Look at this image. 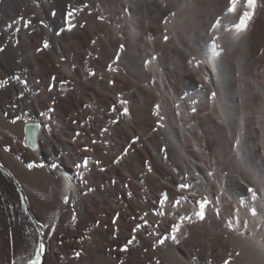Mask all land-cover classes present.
<instances>
[{
    "label": "bare ground",
    "instance_id": "obj_1",
    "mask_svg": "<svg viewBox=\"0 0 264 264\" xmlns=\"http://www.w3.org/2000/svg\"><path fill=\"white\" fill-rule=\"evenodd\" d=\"M19 1L3 0L0 9H12ZM68 4L75 12L71 31L69 18L59 21V16L49 19V28L0 25V43L13 38L21 64L44 87V102L37 105V117L30 118L33 123L11 129L6 143L21 164L40 168L56 196L62 194L56 217L86 203L80 190H87L88 180L76 178L79 184L74 183L71 174L80 165L72 155L91 169L95 180L110 184L112 177L129 182L135 159L146 158L150 173L176 174L179 183L183 177L194 185L186 194L208 198L219 215L207 214L202 222L219 232L223 244L229 241L238 250L236 264H264V69L259 71L264 67V0H255L254 9L244 0H85L78 13L73 1ZM245 12L251 18L242 29ZM43 39L52 45L48 50H42ZM12 59L11 48L1 53L0 71ZM13 84L0 87V115L8 112L7 99L16 100L9 96L17 90ZM44 105L52 112L42 115ZM125 108L128 115H122ZM55 122L68 135L62 146L53 133ZM14 134L24 150L14 147ZM53 164L65 170L62 185ZM116 189L111 186L109 193ZM14 192L25 216L20 201L29 193ZM187 204L193 222L198 205L191 199ZM120 205L115 199L112 207ZM236 220H247L248 227ZM36 232L26 244V255L12 248L2 264H30L33 243H39ZM172 264L190 263L172 254Z\"/></svg>",
    "mask_w": 264,
    "mask_h": 264
},
{
    "label": "rangeland",
    "instance_id": "obj_2",
    "mask_svg": "<svg viewBox=\"0 0 264 264\" xmlns=\"http://www.w3.org/2000/svg\"><path fill=\"white\" fill-rule=\"evenodd\" d=\"M69 1L20 0L21 8L16 5L12 9H0V25L22 30L31 25L43 27L40 21L47 24L53 16H59V21H66L69 18ZM71 1L76 5L78 13L85 0ZM59 28L58 25L56 31ZM15 45L13 38L0 43V47L6 52L11 48L13 54L10 65L0 71V87L7 82H12L13 87H17V90L9 93L10 97L16 95V100L7 99L8 112L0 115V163L4 167L0 169V264L12 248L16 251L19 247L20 252L23 251L26 255V244L28 240H32L36 231L39 243L44 244L41 264H172V254L190 264H224L225 260L230 261V264L237 263L238 250L229 241L223 244L219 232L205 226L196 217L195 222L186 220L182 226L181 231L187 234V239L177 234L178 242L168 239L163 245L158 243L160 238L171 234V226L179 222L178 217L190 216L187 199L195 201L199 197L196 194H186L185 191L181 193L176 187L179 184L176 174L168 176L161 170L150 173L147 166L149 159L146 158L142 161L135 159L136 166L129 182L122 177H117L118 180L112 177L110 184L98 178L95 180L91 169L84 166L83 161L77 160L75 154L72 155V159L77 161L75 163L80 165V170L71 174L74 183L79 184L76 178L88 180L87 190H80L86 203H77L76 206L81 209H72V214L66 211L56 217V205L58 199L62 200V194L56 196L55 190L45 182L40 168L30 162L21 164L15 154L10 152V144L6 143L11 129L16 132L22 129L23 124L27 126L33 123L30 118L37 117V105L44 102L41 100L44 87L35 82L32 72L21 64V55L16 51ZM263 69L264 67L259 71ZM52 109L44 105L41 109L42 115L52 112ZM19 112L22 113L21 116ZM53 133L61 146L69 141L59 123H53ZM11 137L16 144L14 147L24 150L20 137L17 139L15 134ZM145 139L147 145H150L152 141H149V136L145 135ZM92 163H96V160ZM52 171L62 185V180L65 179L61 178L66 177L65 170L58 168ZM148 177L150 180L146 182ZM113 185L117 189L111 195L109 189ZM15 189L18 193H29L26 200L20 201L21 204L24 202L21 207L25 216L15 198ZM181 195L186 199L180 201ZM115 199L121 201L119 208L112 207ZM161 201L164 203L161 204ZM161 212L164 214L161 215ZM38 232L44 235L40 236ZM133 237L135 240L127 245L125 251L126 241ZM35 243L33 259L39 245ZM77 253L80 255L77 256Z\"/></svg>",
    "mask_w": 264,
    "mask_h": 264
},
{
    "label": "snow or ice",
    "instance_id": "obj_3",
    "mask_svg": "<svg viewBox=\"0 0 264 264\" xmlns=\"http://www.w3.org/2000/svg\"><path fill=\"white\" fill-rule=\"evenodd\" d=\"M235 2H236V0H232L233 4H235ZM247 6L249 8H253L254 9L255 0H247ZM85 7H87V5H85ZM232 11H235V9L233 8ZM67 15L69 17V20H68L69 29L68 30L71 31L72 28L75 27V25L72 24V18L75 16V12L74 11H69L67 13ZM250 18H251V13H248V12L243 13V19L240 20V26H241L242 29L244 27H246V21L249 20ZM40 24L44 28H49V25L46 24L43 20L40 21ZM81 27H83V25H81ZM49 30H51V29H49ZM55 34L59 35L60 33L57 32ZM164 39L167 41V39H168L167 36H165ZM93 43H95V41H93ZM42 45H43L42 50H48L50 47H52V45L49 43L48 39H43L42 40ZM38 50H41V49H38ZM123 50H124V45H120V51H123ZM3 52H5V49L3 47H0V53H3ZM118 60H119V56H117L116 60H114L113 63H117ZM189 63H192V61H189ZM108 67L112 71H117V69L112 68V65H109ZM211 95L215 99L216 96H217V93L216 92H212ZM155 110H156V114H158L159 113V105L155 106ZM192 111L195 112V109L193 108ZM122 115H128V109L127 108L124 109ZM14 123H15V121H14ZM161 127H162V125H161ZM104 131L106 132L107 129H104ZM92 142L95 143V141H92ZM132 143H136V139H133ZM120 159H121V157H118L115 162L118 163ZM32 166L33 165H30V167H32ZM39 167L43 168L44 165L41 164V165H39ZM51 167L53 168L54 171L57 169V166L55 164L51 165ZM148 170L150 172L152 169L149 168ZM207 175L211 176V175H213V173L212 172H208ZM195 183L198 184L199 180L197 179L195 181ZM176 187L182 193L184 191L189 190L190 188H193L194 185L193 184H189L187 182H184L183 181V177H182V182L179 183L178 185H176ZM248 191L249 192H253V189L249 188ZM193 195H195V192H193ZM179 199H180V201H183V200L186 199V197L181 195ZM69 202H70L69 198L67 196L64 197V203L68 204ZM163 203H164V201H161V204H163ZM194 203L196 205H198V209H196V208L193 209V215L196 218H198V221H205L206 215L210 214L212 212H215L216 215H219V211L218 210H216L213 207H210V203L211 202L205 196H201L199 199H196L194 201ZM160 214L163 215L164 213L161 212ZM251 216L252 217H256L257 213L256 212H251ZM192 219H193L192 216H180V217H178L179 222L178 223H174L171 226V234L168 235V236H165L163 238H160L158 240V243L163 245L165 243V241L168 240V239H171L174 242H178V235L177 234H179L183 238L187 239V234L183 233L181 231V229H182V226L184 225L186 220H192ZM73 220H75V215H73ZM235 223L240 224L241 227H243V228H247L248 224H249V222L247 220H245V221L236 220ZM252 226H253V229L255 230V228H256L255 223H253ZM229 228L231 229V225H229ZM38 235H44V234L43 233H38ZM262 235H264V234H262ZM134 240H135V237H133L132 239L126 241V245H125V249H124L125 251H127V245L132 244ZM43 252H44V244L41 242V243H39L38 248H36L35 259L31 260L30 264H41V255L43 254ZM79 255H80V253H77V256H79ZM237 255H239V253H237ZM157 264H159V262H157ZM224 264H230V261L225 260Z\"/></svg>",
    "mask_w": 264,
    "mask_h": 264
},
{
    "label": "water",
    "instance_id": "obj_4",
    "mask_svg": "<svg viewBox=\"0 0 264 264\" xmlns=\"http://www.w3.org/2000/svg\"><path fill=\"white\" fill-rule=\"evenodd\" d=\"M29 126H30V125H29ZM30 141L33 142V144H31V145H34V141H35L34 136H32V137L30 136ZM35 142H36V141H35Z\"/></svg>",
    "mask_w": 264,
    "mask_h": 264
}]
</instances>
